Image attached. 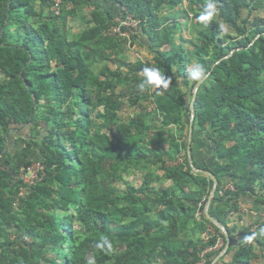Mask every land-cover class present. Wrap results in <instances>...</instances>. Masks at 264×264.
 Listing matches in <instances>:
<instances>
[{
    "label": "trees",
    "instance_id": "16d2710c",
    "mask_svg": "<svg viewBox=\"0 0 264 264\" xmlns=\"http://www.w3.org/2000/svg\"><path fill=\"white\" fill-rule=\"evenodd\" d=\"M89 1L56 11L54 0H0V264H196L222 238L203 255L211 264L226 238L205 215L206 171L218 180L209 213L230 234L228 264L264 260V0H213L206 23L208 0H108L112 10L86 12ZM114 9L137 22L121 26L128 39L111 32ZM127 40L150 57L122 61ZM195 65L191 149L203 172L187 154ZM144 68L170 77L168 88L141 90ZM125 102L138 111L122 118ZM245 199L254 230L230 226ZM102 237L111 251L96 248Z\"/></svg>",
    "mask_w": 264,
    "mask_h": 264
},
{
    "label": "crops",
    "instance_id": "0c3cea01",
    "mask_svg": "<svg viewBox=\"0 0 264 264\" xmlns=\"http://www.w3.org/2000/svg\"><path fill=\"white\" fill-rule=\"evenodd\" d=\"M90 6H92V8L95 7V6H99L100 9L109 10V11L112 10V6H111V4H110V2L108 0H90L89 1V5H88V9H85L86 12L89 10V8L91 9ZM114 12L115 13H118V10L117 9L116 10L114 9ZM119 13H118V15H119ZM75 32H77V31H75ZM239 203L240 204H239V207H238V212H235L234 214L233 213H230V215H229L230 226H235L236 225L238 227V230L239 229H243V228H248L249 226H253L252 224L254 223V217L256 215H258L257 214V212H258L257 208L253 207L252 203L249 202L247 199H245L244 201L241 200ZM201 207H202V202L199 203V205L197 206L196 212H195V216H196V220L197 221H201V218H202ZM211 231H213V230L209 226L207 228V231L203 233L202 239H203L204 243H207L208 232H211ZM237 235H238V233H237ZM217 242H220V243L222 242L223 243V239L222 238H219L217 240ZM221 246H222V244H221ZM207 248H208V246H207ZM220 248H217L215 251L220 250ZM206 249H204L203 252H202V258H201V260L198 263H196V264H206L207 258H204L203 257L204 251ZM222 251H223V249H222ZM227 251L214 264H228L232 260V254H233V252L226 254ZM212 263H213V261L211 262V264ZM252 263L253 264H264V260L261 259V258H255V259L252 260Z\"/></svg>",
    "mask_w": 264,
    "mask_h": 264
},
{
    "label": "clouds",
    "instance_id": "9594fccd",
    "mask_svg": "<svg viewBox=\"0 0 264 264\" xmlns=\"http://www.w3.org/2000/svg\"><path fill=\"white\" fill-rule=\"evenodd\" d=\"M216 13V6L213 0H208V3L205 6L204 11L197 17V20L201 23H206L207 21L211 20V18ZM145 79L139 85L140 89L143 90L146 85L148 86H156L157 89L163 88L167 89L170 83V77L165 78L158 69L156 68H144L143 69ZM204 76V70L200 65H195L190 72V77L193 80H201ZM261 236H264V228L260 230L259 233ZM256 233L253 235L246 237L245 239L248 242H251L253 239L256 238ZM96 248L101 251H111L112 243L107 237H102L101 241L96 244ZM88 264H95V260L90 258L88 260Z\"/></svg>",
    "mask_w": 264,
    "mask_h": 264
},
{
    "label": "rangeland",
    "instance_id": "374dc122",
    "mask_svg": "<svg viewBox=\"0 0 264 264\" xmlns=\"http://www.w3.org/2000/svg\"><path fill=\"white\" fill-rule=\"evenodd\" d=\"M117 7V6H116ZM182 7H186V6H182ZM180 8V7H179ZM260 9H261V13L264 11V7L262 8L261 6H260ZM57 10V9H56ZM180 10H182V9H180ZM167 13H166V15L167 16H169V15H173V14H176L175 12H173V11H166ZM190 16H192V15H190ZM121 17L118 15V13H117V15H116V17H115V19H114V21H117V22H124L126 25H128V26H125V27H127L128 29H129V27H136L137 25V22L136 21H134L133 19H131V16L129 15L126 19H120ZM76 20H79V18H77ZM79 22V21H78ZM77 22V23H78ZM75 27V29H77V28H79V25H75L74 26ZM124 33V35H122L123 37H125V38H129V30H127V31H125V32H123ZM184 34L186 35V36H189V34L187 33V31H185L184 32ZM124 41V40H123ZM123 47V50L121 51L122 53H121V57H120V59L122 58V54L124 53L125 54V58L124 59H122V61H125V62H137L138 60H142L144 57H150V54L148 53V51H149V49L148 48H145V47H143V46H138L137 44H130L129 43V41L127 40V43H125L124 44V46H122ZM113 58H115L114 56H113ZM117 58H115V60H116ZM100 63L101 62H99V60H98V63L97 64H95V68H94V71H96V73H99V68L101 67V65H100ZM104 63H108V61H104ZM109 64H110V62H109ZM138 111V109H137V107H134V108H132L131 106H130V104L128 103V102H125V104H124V107H123V110H122V112H121V117L122 118H126L127 116H129V115H132V114H134V113H136ZM162 173V172H161ZM126 179L127 180H130V181H132V182H134L135 184H138L139 182H140V179H133V177L132 176H126ZM164 180H162V182H163ZM125 183H124V181H121V182H118L116 185H118L117 187H118V189H120V190H123L124 188H125V185H124ZM257 227V225L256 224H254L253 225V228H252V230H254L255 228Z\"/></svg>",
    "mask_w": 264,
    "mask_h": 264
},
{
    "label": "water",
    "instance_id": "95a60500",
    "mask_svg": "<svg viewBox=\"0 0 264 264\" xmlns=\"http://www.w3.org/2000/svg\"><path fill=\"white\" fill-rule=\"evenodd\" d=\"M202 82H203V80H200L196 84L195 89H194V96H193V100L191 102V119H190L189 130H188L187 154H188V160H189L190 166L192 167L193 171H195V172H203L202 169H198L194 165L193 156H192V149H191V142H192V136H193V121H194V117H195L194 101L196 99V92L198 91V89H199V87H200V85H201ZM205 173L207 175H209L213 179V183H214L213 188H212V191L210 193V196L208 198V201H207V204H206V207H205V215L209 219V221L216 228H218L219 230H221L224 233L225 238H226V244H225V246L223 248V251L219 255H217L216 258L213 260V263L212 264H214L229 249L230 242H231V238H230V234H229L228 230L226 229V227L218 219H216L215 217H213L209 213L211 202H212V200L214 198L216 189L218 187V180H217L216 176H214L210 171H206Z\"/></svg>",
    "mask_w": 264,
    "mask_h": 264
},
{
    "label": "built area",
    "instance_id": "2783aa9c",
    "mask_svg": "<svg viewBox=\"0 0 264 264\" xmlns=\"http://www.w3.org/2000/svg\"><path fill=\"white\" fill-rule=\"evenodd\" d=\"M55 4L53 6V9L58 11V5L60 3V0H54ZM132 19V18H131ZM128 26L126 25L124 22H120L118 26H114L112 29H111V32L112 33H120L121 35H124V33H122L121 31V26ZM38 168H41L43 169V167L40 165V164H36L35 165V168H29L27 170V173L25 172L24 173V180L27 182V183H32L35 179L38 178V171L37 169ZM235 190V185L232 184V183H227L223 189L219 192L220 195H224V193L226 192V190ZM221 244L222 242H217L215 245H213L212 247L209 246L205 251H204V254L208 253V252H211V251H215L217 248H220L221 247Z\"/></svg>",
    "mask_w": 264,
    "mask_h": 264
}]
</instances>
